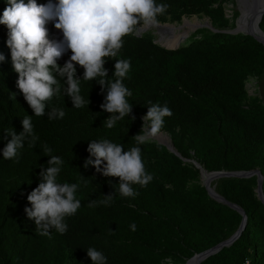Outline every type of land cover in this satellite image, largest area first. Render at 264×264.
<instances>
[{
	"label": "trees",
	"instance_id": "1",
	"mask_svg": "<svg viewBox=\"0 0 264 264\" xmlns=\"http://www.w3.org/2000/svg\"><path fill=\"white\" fill-rule=\"evenodd\" d=\"M230 1L156 0L169 5L157 17L159 23L204 15L218 32L197 29L179 44L164 47L155 42L152 31L125 36L118 57L105 58V68L111 79L115 59L131 61L123 83L132 93L127 97L132 113L111 129L103 124L110 114L100 107L106 92H101L98 78L80 81V95L90 101L88 106L73 107L61 92L46 102V113L51 107L62 109V119L34 116L17 87L18 74L6 45L8 30L0 25V54L6 58L0 63V264H92L88 248L103 252L106 264H186L238 230L241 214L208 195L195 166L207 172L258 169L264 196V103L248 96L246 89L250 77L260 78L264 73V47L247 34L225 32L230 23L224 5ZM36 2L44 5L49 0ZM7 6V0H0V17ZM46 27L50 40L63 39L54 22ZM259 28L264 34V15ZM70 56L68 51L58 65L62 67ZM76 69L82 78L84 69L79 65ZM149 101L171 109L173 115L165 118L160 133L170 137L180 157L151 139L136 144L134 136L141 132ZM27 115L32 116L38 140L34 147L25 143L18 163L5 160L4 131L13 129L19 135ZM102 139L123 144L125 151L141 148L145 170L153 180L145 187L133 185L138 192L135 197L119 194V178L83 167L89 157L88 144ZM43 145L51 153L45 154ZM50 156L64 162L58 182L79 184L76 196L81 207L65 218L66 233L52 230L49 236H41L24 209L31 207L27 195L40 183L41 166L47 167ZM207 176L203 173L202 178ZM213 185L215 193L243 210L246 226L231 245L200 264L245 260L264 264V204L255 193L257 177L219 178ZM109 194L115 195L108 205L92 203ZM133 223L135 231L130 227Z\"/></svg>",
	"mask_w": 264,
	"mask_h": 264
},
{
	"label": "clouds",
	"instance_id": "2",
	"mask_svg": "<svg viewBox=\"0 0 264 264\" xmlns=\"http://www.w3.org/2000/svg\"><path fill=\"white\" fill-rule=\"evenodd\" d=\"M7 5L0 17V25L8 30L6 45L10 49L13 70L18 74L17 87L34 116L62 119L65 116L62 109L51 107L46 113V102L61 92L71 99L73 107L88 106L90 101L80 95V81L97 78L101 92H106L100 107L110 114L103 121L104 126L111 129L118 120L130 116L132 105L127 97L132 93L123 81L128 78L131 61L115 59V71L109 79L105 58L118 57L123 38L139 31L138 26H156L159 23L157 17L163 15L169 5L157 4L156 0H58L55 4L49 0L44 5H38L36 0L27 3L25 0H7ZM48 22H54L55 29L62 33V40L49 39ZM68 51L71 56L61 67L57 61ZM5 60L0 54V63ZM77 65L84 69L82 78L77 76ZM12 97L15 98V94ZM148 104L141 132L134 136L137 145L155 138L163 128L165 118L173 115L166 104L162 106L151 101ZM31 118L28 115L23 118V131L19 135L13 129H5L3 138L7 143L2 153L5 160L18 163L19 150L25 143L35 146L38 137L33 132ZM43 151L49 154L52 149L43 145ZM87 151L89 157L83 167H92L104 177L119 178L118 191L123 197H135L138 192L133 185L145 187L153 180V175L145 170L138 146L125 151L123 144L102 139L91 141ZM63 163L60 157L50 156L47 167L41 166L40 183L27 195L31 207L24 211L28 219L35 221L36 232L41 236H49L52 230L66 233L65 218L81 207L76 196L79 184L58 182ZM114 195H106L103 200L92 203L108 205ZM130 227L135 231V223ZM86 252L92 264H106L103 252L95 248H88ZM245 264L250 261L246 260Z\"/></svg>",
	"mask_w": 264,
	"mask_h": 264
},
{
	"label": "water",
	"instance_id": "3",
	"mask_svg": "<svg viewBox=\"0 0 264 264\" xmlns=\"http://www.w3.org/2000/svg\"><path fill=\"white\" fill-rule=\"evenodd\" d=\"M263 1L264 0H251V3H249V5H250L249 9H250V12L252 13V20L254 18V23H255L254 27L252 29L250 27L249 31L242 32V31L238 30V28L235 27L233 30L225 31V32H228L229 34H238V33L247 34V35L251 36L252 38H254L257 42L261 43L264 47V34L259 28V23H260L263 15H264V11L260 12L259 14H256V5H255L256 3H258V2L262 3ZM246 2H248V1H246ZM201 28H207L213 32H218L217 30H215L211 26V24L202 26ZM185 38L186 37H184L183 39H185ZM151 140L155 141L159 145L164 146L170 153H173L175 156L180 157L179 154L174 149V147L172 146L170 137H169L170 146L166 145V144L159 143L156 140H154L153 138ZM195 166L199 169L200 174H203V173L208 174L210 176V180L211 179H219V178H247V177H251V176H256L257 177V186L255 189V193H256L257 198L264 204V196L262 193V176H261L258 169L251 170L248 172H223V171L207 172L203 168H201L200 166H198L196 164H195ZM210 180L206 181V183H202V185L206 189L208 195L211 198L215 199L216 201L224 203V204L228 205L230 208L239 212L242 216V221H241V224H240L238 230L229 239L219 243L215 247H213V248H211L205 252L194 255L191 259H189L186 262V264H190L191 261H193L194 259L197 260L196 264H200L204 259H206L210 255L216 253L221 248L231 245L240 236L241 232L245 229V226H246V215L243 212V210L234 204L226 202L221 196H219L217 193H215L214 189L210 187V184H209Z\"/></svg>",
	"mask_w": 264,
	"mask_h": 264
},
{
	"label": "rangeland",
	"instance_id": "4",
	"mask_svg": "<svg viewBox=\"0 0 264 264\" xmlns=\"http://www.w3.org/2000/svg\"><path fill=\"white\" fill-rule=\"evenodd\" d=\"M246 1H248V2H246ZM249 3H251V0H231L230 2H228L227 4L224 5V8H225L224 13H225L226 17L229 19V23H230V26L227 28V30H229V31L233 30L235 27L238 28V30L242 29V21L244 18V11L246 8L249 9ZM262 3L264 4V1ZM184 21L191 22L192 24L198 23L201 25L192 29V30H175V31H172L170 34L167 35L168 37L165 40L168 41L170 39L169 41H172L174 43V45L179 44L184 37L188 38L191 34L195 33L197 31V29H199V28L201 29L202 26L211 24V20L208 17H206L204 15H200V16H183L179 22H176V21L171 22L170 19H168L166 22L158 23L157 25L174 26L175 28L179 29L183 25ZM231 23L234 24V28H231ZM211 26H212V24H211ZM148 31H152V33L155 36V42L156 43H159L162 46H167L164 43H161L162 41H165V40H162V35H160L161 32L159 31V29L150 28ZM244 31H246V30H244ZM164 37H166V36H164ZM246 89H247L248 96L258 97L264 103V73L262 74V76L260 78L250 77L247 80ZM164 136L169 138V136L167 134L159 133L153 139L158 142V138L164 137ZM166 145H168V144H166ZM169 146H170V142H169ZM202 175L203 174L199 175V181L201 183H206V181L202 178ZM216 180L217 179H211L210 180L209 184H210L211 188L214 187L213 184Z\"/></svg>",
	"mask_w": 264,
	"mask_h": 264
},
{
	"label": "bare ground",
	"instance_id": "5",
	"mask_svg": "<svg viewBox=\"0 0 264 264\" xmlns=\"http://www.w3.org/2000/svg\"><path fill=\"white\" fill-rule=\"evenodd\" d=\"M256 5V14H259L260 12H263L264 11V4L261 3V2H258L255 4ZM250 6V5H249ZM254 18L252 20V13L250 12V9L246 8L245 11H244V18H243V21H242V29H240V31L244 32V30L246 31H249L250 27L251 29L254 27ZM201 24H198V23H195V24H192L191 22H188V21H184L183 22V25L178 29V28H175L174 26H162V25H156V26H149V27H142L139 32H144V31H147L149 30L150 28H157L159 29V31L161 32L160 35H162V40H165L168 36V34H170L172 31H175V30H192L198 26H200ZM166 36V37H164ZM161 40V41H162ZM170 40V39H169ZM162 41L161 43H164L165 45H174V43L172 41ZM158 142L159 143H162V144H168L169 145V138L168 137H159L158 138ZM210 180V176L208 175L205 179V181H209ZM197 263V260L194 259L193 261H191L190 264H196Z\"/></svg>",
	"mask_w": 264,
	"mask_h": 264
},
{
	"label": "built area",
	"instance_id": "6",
	"mask_svg": "<svg viewBox=\"0 0 264 264\" xmlns=\"http://www.w3.org/2000/svg\"><path fill=\"white\" fill-rule=\"evenodd\" d=\"M246 261V260H245ZM245 261L243 262V263H241V264H245ZM248 261V260H247Z\"/></svg>",
	"mask_w": 264,
	"mask_h": 264
}]
</instances>
